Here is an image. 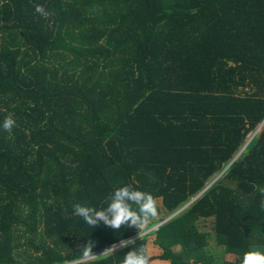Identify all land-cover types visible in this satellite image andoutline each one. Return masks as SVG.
<instances>
[{"label":"trees","instance_id":"obj_1","mask_svg":"<svg viewBox=\"0 0 264 264\" xmlns=\"http://www.w3.org/2000/svg\"><path fill=\"white\" fill-rule=\"evenodd\" d=\"M128 184L158 199L150 225L203 189L149 230L152 259L264 252V0H0V264H81L89 240L136 235L73 214Z\"/></svg>","mask_w":264,"mask_h":264},{"label":"clouds","instance_id":"obj_2","mask_svg":"<svg viewBox=\"0 0 264 264\" xmlns=\"http://www.w3.org/2000/svg\"><path fill=\"white\" fill-rule=\"evenodd\" d=\"M35 12L43 18H47L49 13L41 5L35 6ZM16 127V120L11 116L3 121L4 131L11 133ZM262 197L260 206L264 209V188L259 189ZM73 214L83 219V221L95 228L102 222L107 228L119 232L123 227H135L138 230V238L145 239L149 235L150 222L159 216L158 201L149 192L134 188L128 184L115 189L106 197V206L97 208L81 203L73 205ZM95 241L89 240L86 245L81 246V264H91L92 259L97 256L93 254ZM129 245H135L134 239L121 240L119 244H113L107 248L103 254L109 256L116 253L118 249H123ZM153 253L148 246L141 244L138 247H132L130 251L123 256L120 264H153ZM242 264H264V252L249 251L244 254Z\"/></svg>","mask_w":264,"mask_h":264},{"label":"rangeland","instance_id":"obj_3","mask_svg":"<svg viewBox=\"0 0 264 264\" xmlns=\"http://www.w3.org/2000/svg\"><path fill=\"white\" fill-rule=\"evenodd\" d=\"M257 131H258V129H257ZM157 201H158V199H157ZM158 205H159V201H158ZM163 214V212L161 211V212H159V216H161ZM158 216V217H159ZM199 226H201L204 230H209V226H210V219H208V218H206V219H200L199 221ZM151 226V225H150ZM154 225L152 224V226L151 227H153ZM156 227V226H155ZM209 244L211 245V240L209 239ZM146 246H148L149 247V249L151 250V252L153 253L154 252V248H155V246L154 245H152L151 243H150V240H149V236H148V239L146 240ZM179 249V247L177 246V245H174V246H172V250L173 251H177ZM155 251H157V250H155ZM158 252H160V250L158 251ZM154 254V253H153ZM156 254H158V253H156ZM153 256H155V255H153ZM224 258H226V259H232V255H230V254H225L224 256H223ZM154 259V258H153Z\"/></svg>","mask_w":264,"mask_h":264},{"label":"water","instance_id":"obj_4","mask_svg":"<svg viewBox=\"0 0 264 264\" xmlns=\"http://www.w3.org/2000/svg\"><path fill=\"white\" fill-rule=\"evenodd\" d=\"M259 126L260 125H258L257 127H256V129L254 130V132H253V134H255V132L257 131V129L259 128ZM252 134V135H253ZM250 137L251 136H249L248 137V139L246 140V142L250 139ZM245 142V143H246ZM245 143H244V145H245ZM203 190V189H202ZM201 190V191H202ZM200 191V192H201ZM200 192H198V194L200 193ZM198 194L197 195H194V196H192L191 198H189L186 202H184L182 205H180L178 208H176L174 211H172V212H170L167 216H165L163 219H161L160 221H157V222H155L153 225V227H151V226H149V230L150 229H152V228H154L157 224H159L162 220H164V219H167L168 217H170L172 214H174L177 210H179L180 208H182L184 205H186L189 201H191V200H193L196 196H198ZM136 236H138V233L136 234V235H134V236H132L131 238H129V239H132V238H135ZM128 240V239H127Z\"/></svg>","mask_w":264,"mask_h":264},{"label":"crops","instance_id":"obj_5","mask_svg":"<svg viewBox=\"0 0 264 264\" xmlns=\"http://www.w3.org/2000/svg\"><path fill=\"white\" fill-rule=\"evenodd\" d=\"M155 250H157V251H155ZM159 249L155 246V248H154V254L153 255H158L159 254ZM156 253H158V254H156ZM226 254H230V253H226ZM225 255V254H224ZM223 255V256H224ZM230 255H232V254H230ZM224 258V257H223ZM224 259H226V258H224ZM153 261H158L159 262V264H169L168 263V261L167 260H164V259H158V258H154V259H152ZM226 260H228V259H226ZM230 260V259H229Z\"/></svg>","mask_w":264,"mask_h":264},{"label":"built area","instance_id":"obj_6","mask_svg":"<svg viewBox=\"0 0 264 264\" xmlns=\"http://www.w3.org/2000/svg\"><path fill=\"white\" fill-rule=\"evenodd\" d=\"M105 250H106V249H105ZM105 250H104V251H105ZM104 251H102V252H99V253H95L94 255H98V254H100V253H103Z\"/></svg>","mask_w":264,"mask_h":264}]
</instances>
